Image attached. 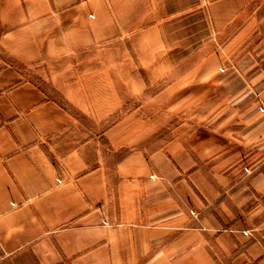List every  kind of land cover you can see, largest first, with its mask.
Here are the masks:
<instances>
[{"label":"crops","instance_id":"obj_1","mask_svg":"<svg viewBox=\"0 0 264 264\" xmlns=\"http://www.w3.org/2000/svg\"><path fill=\"white\" fill-rule=\"evenodd\" d=\"M0 264H264V0H0Z\"/></svg>","mask_w":264,"mask_h":264},{"label":"rangeland","instance_id":"obj_2","mask_svg":"<svg viewBox=\"0 0 264 264\" xmlns=\"http://www.w3.org/2000/svg\"><path fill=\"white\" fill-rule=\"evenodd\" d=\"M149 102V100L148 99H143V100H133L132 101V103L130 104V105H132V106H134V105H149L150 103H148ZM147 103V104H146ZM115 117V116H114ZM142 117V121H146V122H150L152 119H150L151 118V116L149 115V114H144V115H142V116H133L132 117V122H138V121H140V118ZM176 118H175V122H177V121H184L183 119H185L186 120V117H187V119L189 118L188 116H182V115H180V116H175ZM185 117V118H184ZM163 118V121L165 120L164 118H166V116H158V120L159 121H162L161 119ZM114 120V118L112 117V121ZM156 120V118L154 119V117H153V121H155ZM191 120L193 121V120H197V119H193V116H191ZM167 121V120H166ZM187 121V120H186ZM146 142V140H144L143 141V143H145ZM196 165H199V164H196ZM194 163H186V164H184V163H182V162H180V163H176L175 164V167H176V171H181L182 169H183V166L184 167H187V166H191L190 168H193V167H195L196 166ZM224 165H227V166H230V165H234V166H238L239 165V167L241 166V168H242V170L243 171H245V172H248L249 171V167H251L252 165H254V164H223V166ZM212 166H214V163H208L207 164V167H212ZM198 167V166H197ZM192 215H193V213H191Z\"/></svg>","mask_w":264,"mask_h":264}]
</instances>
